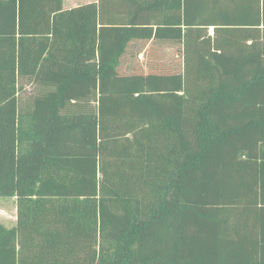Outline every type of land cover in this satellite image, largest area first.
<instances>
[{"label":"trees","instance_id":"obj_1","mask_svg":"<svg viewBox=\"0 0 264 264\" xmlns=\"http://www.w3.org/2000/svg\"><path fill=\"white\" fill-rule=\"evenodd\" d=\"M63 3L0 0V264H264V0Z\"/></svg>","mask_w":264,"mask_h":264},{"label":"crops","instance_id":"obj_2","mask_svg":"<svg viewBox=\"0 0 264 264\" xmlns=\"http://www.w3.org/2000/svg\"><path fill=\"white\" fill-rule=\"evenodd\" d=\"M99 0H64V8L70 9L82 4L94 3ZM18 219V203L17 197H0V223L7 228L17 225Z\"/></svg>","mask_w":264,"mask_h":264},{"label":"rangeland","instance_id":"obj_3","mask_svg":"<svg viewBox=\"0 0 264 264\" xmlns=\"http://www.w3.org/2000/svg\"><path fill=\"white\" fill-rule=\"evenodd\" d=\"M87 87H89L90 88V85H78V86H75L72 90H71V95L73 94V95H79V94H81V93H83V92H85V91H87ZM88 88V89H89ZM35 90V85H32L31 87L30 86H28L27 87V89H26V91L28 92V93H30V92H32V91H34Z\"/></svg>","mask_w":264,"mask_h":264}]
</instances>
